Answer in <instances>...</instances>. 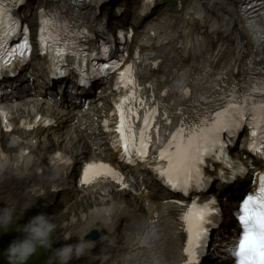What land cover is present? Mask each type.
Here are the masks:
<instances>
[{
	"label": "snow or ice",
	"instance_id": "obj_1",
	"mask_svg": "<svg viewBox=\"0 0 264 264\" xmlns=\"http://www.w3.org/2000/svg\"><path fill=\"white\" fill-rule=\"evenodd\" d=\"M11 2L13 8L10 9L6 7V0H0V68L9 67L13 60L24 63L31 52L29 30L21 25L13 11L15 7L23 6L26 0ZM237 3L254 44L252 56L243 63L240 78L231 73V61L222 65L219 72H214L211 79L208 78L207 69L197 77H193L191 73H182L183 78L175 82V87L181 94L180 98L183 100L187 97L188 100L184 110L178 115L175 111L158 114L156 106L149 107L145 99L138 97V85L132 75L131 64L119 73L117 80V88L122 85L126 94L115 105L118 121L114 132L118 135L112 146L122 149L120 158H126L130 164L135 162V158L146 161L154 155L159 161L155 171L163 183L171 190L190 197L188 203L181 200L172 202L180 208L179 221L182 223L179 227L186 233V243L180 248L181 255L176 264H201V253L209 238L210 227L215 226L214 218L220 215L215 197L201 200L199 196H190V193L205 189L212 179L205 174L206 158L224 161L229 169H233L228 176L220 171L221 180L231 181L237 174L244 175L247 169L238 162L234 165L229 161L226 149L245 125L250 135L249 151L264 157V80H248L249 70H258V75L264 77V0H237ZM41 17L40 49L42 52L54 53V60L62 62L68 51L67 41H64V47H60V34L49 31L52 21L44 19L43 12ZM21 28L22 39L9 46V41L20 34L18 30ZM120 35L123 37L124 33L121 32ZM108 51L104 47L102 54L107 56ZM221 51L216 49L210 53L206 44L195 39L191 57L195 59L199 53V57L203 59L208 53L207 58L211 62L218 58ZM72 55L86 57L87 53L75 51ZM91 55L95 57L96 53ZM117 66L116 61H111L94 65V71L98 68L100 73H104ZM59 74L64 75L63 72ZM245 80L248 82L244 83ZM80 83H88L83 74ZM188 85H191V90ZM255 94H260L258 100ZM104 124L107 130L108 121H104ZM225 134L227 140L224 138ZM101 182H115L121 187H129L121 173L109 164H86L80 183L88 186ZM234 218L238 224V238L229 248L232 264H264V173L259 175L255 190L248 192L239 202ZM155 225L154 221L141 240V244H148L150 249L161 238ZM148 256L152 257L151 261ZM143 264L171 262L150 251Z\"/></svg>",
	"mask_w": 264,
	"mask_h": 264
},
{
	"label": "bare ground",
	"instance_id": "obj_2",
	"mask_svg": "<svg viewBox=\"0 0 264 264\" xmlns=\"http://www.w3.org/2000/svg\"><path fill=\"white\" fill-rule=\"evenodd\" d=\"M232 20H233L232 26H223L219 22H216L213 18H209L208 14L201 16L200 11L197 10H193L191 12L189 11L187 13L186 19L184 20L183 33L187 31L191 32L194 30H199L212 42L216 39H221L225 43V46L222 49V56L225 62L231 61L235 63V61L237 60V58L241 53L245 52V54L247 55L250 52V50L253 47V39L251 38L252 36H250L249 34L250 32L248 31V28L239 20V17L237 15H234L232 17ZM178 37L174 36L170 38L168 40V43H174V41H176ZM167 68L170 69V65H168ZM17 113L20 112L17 111ZM23 113L28 114L29 110H23ZM60 117L64 118L63 121L65 124L66 114L64 112L59 111L55 118L59 119ZM27 118H29L28 119L29 121H23V115H21L19 121L22 123L31 122L33 120V112L30 113ZM64 126H65L64 130H59L61 125L60 123H58L57 128L54 130H58V132L60 133L63 132L62 133L63 136L61 139L62 144L64 145L65 143V136L68 141V145L67 147L64 148V150L65 149L68 150V152H70L73 155L74 153L77 152L76 149L77 147L75 145H71V137L69 134V130L66 124ZM15 133H17V135L22 134L20 130L15 131ZM45 133L46 134L49 133V130L48 129L45 130ZM2 137L4 136L0 135V168L1 167L3 168L2 174L0 176V196H2L5 192H10L12 194H15L14 196H17L18 195L17 189L21 188L23 185L25 186L26 189H29L28 196H34V194L38 191L37 184H41L43 178L39 177L37 179H31L30 176L32 175L33 172L36 171V169L39 168V162L40 160L42 161L43 159L39 157L38 154L33 153V151L26 155H19L20 151L25 147L21 145L19 141L17 143V140H11L9 136L7 137L8 138L7 142L9 143L8 146H6L5 142L1 143V140L3 139ZM28 146L32 148L33 143H28ZM4 149L6 152L4 151ZM2 153H6L5 154L6 156H4ZM17 155L19 156L17 157ZM219 190H221V188H219ZM69 194L70 193L66 192V196H69ZM0 200L2 203L1 198ZM84 202L87 203L88 201L87 200L82 201V203ZM49 204H50L49 206L54 205L52 201ZM81 207H85V205H82ZM80 216L81 217L79 223L82 224L81 233H85L91 227L101 228V224L98 219V213L94 209H91L85 214H81ZM110 220L113 219L111 218ZM66 230L68 232V236L66 237L67 242L71 241L73 242L74 245L81 240L76 233L71 231L70 227H67ZM105 238H107V235L106 236L103 235L98 241L94 243L93 242L90 243L97 245ZM60 247H61L60 245H57L51 249H45V250L47 252H49V250L54 252L55 249H58ZM33 258L39 259L40 258L39 253H35ZM73 259L79 260L78 258L75 257ZM121 260H122V264L132 263L131 259L126 253H122Z\"/></svg>",
	"mask_w": 264,
	"mask_h": 264
},
{
	"label": "clouds",
	"instance_id": "obj_3",
	"mask_svg": "<svg viewBox=\"0 0 264 264\" xmlns=\"http://www.w3.org/2000/svg\"><path fill=\"white\" fill-rule=\"evenodd\" d=\"M30 204H25L23 210L26 211ZM17 220V210L14 206L0 209V234L10 230L20 233L14 238L5 250L7 264H29L31 258L39 248H50L53 233L58 225L54 223L46 214L38 213L28 219L26 223L15 227ZM93 245L90 242L80 240L76 244L64 245L54 250L52 260L57 264H68L75 258H79L90 250Z\"/></svg>",
	"mask_w": 264,
	"mask_h": 264
},
{
	"label": "rangeland",
	"instance_id": "obj_4",
	"mask_svg": "<svg viewBox=\"0 0 264 264\" xmlns=\"http://www.w3.org/2000/svg\"><path fill=\"white\" fill-rule=\"evenodd\" d=\"M21 192V191H20ZM13 195H15V194H13ZM4 201V203H3V206H7V204H11L10 205V207L13 205V204H15V203H17V202H22L24 205L25 204H30L31 205V207H29L21 216H19L18 218H17V220L16 221H20V220H23V219H25L21 224H19L18 226H16V228H18L19 226H21V225H23L25 222H27L28 221V219L30 218V216H31V214H34V213H36V212H38V209L36 208V207H34V203H35V200L33 199V198H29V201L28 202H25V201H23V198H21V197H16V200L13 202V203H11L9 200H8V198H5V197H1ZM7 202H6V201ZM0 203H1V200H0ZM6 203V204H5ZM21 207H23V206H21ZM79 208L80 207H71L69 210H67V211H65L63 214L61 213V214H59L58 216H57V219L58 218H60V216H63L64 218H66V217H71L72 216V212H74V213H77L78 212V210H79ZM16 210H18V206H16ZM26 217V218H25ZM63 217L62 218H60L59 220H62L63 219ZM27 220V221H26ZM13 232H17V233H19L18 231H16V230H12V231H8V232H6V233H3V234H0V246L2 245V243H3V241L4 240H6V239H8V237L10 236V234L11 233H13ZM65 232H63L62 230H57V233L55 234V236L53 237L54 238V242L55 243H58L59 242V240H62V242H64L63 241V234H64ZM20 234V233H19ZM51 248H53V247H50V248H47V249H51ZM49 252H52L51 250H49ZM34 257V256H33ZM32 257V259H34ZM29 264H31V262L29 263ZM39 264H41V263H39ZM43 264H45V263H43ZM68 264H90L89 262H87L86 260H84V261H78V260H71Z\"/></svg>",
	"mask_w": 264,
	"mask_h": 264
}]
</instances>
